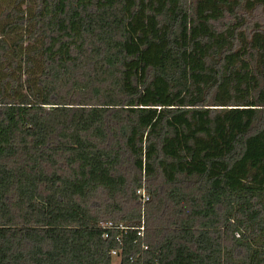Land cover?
I'll return each instance as SVG.
<instances>
[{
    "label": "trees",
    "instance_id": "obj_1",
    "mask_svg": "<svg viewBox=\"0 0 264 264\" xmlns=\"http://www.w3.org/2000/svg\"><path fill=\"white\" fill-rule=\"evenodd\" d=\"M2 8L0 264H264V0Z\"/></svg>",
    "mask_w": 264,
    "mask_h": 264
},
{
    "label": "built area",
    "instance_id": "obj_2",
    "mask_svg": "<svg viewBox=\"0 0 264 264\" xmlns=\"http://www.w3.org/2000/svg\"><path fill=\"white\" fill-rule=\"evenodd\" d=\"M138 195L141 196V199L143 202L149 201V197L147 196V194L144 191H138ZM106 227L111 228V227H113V225L112 224H106ZM143 230H144V228H141L140 232H138V236L143 237ZM145 249H147V247ZM112 255L117 256L118 253L116 251H114L112 253Z\"/></svg>",
    "mask_w": 264,
    "mask_h": 264
},
{
    "label": "rangeland",
    "instance_id": "obj_3",
    "mask_svg": "<svg viewBox=\"0 0 264 264\" xmlns=\"http://www.w3.org/2000/svg\"><path fill=\"white\" fill-rule=\"evenodd\" d=\"M9 2V0H0V12L3 9L2 6L6 5ZM26 44L22 47L25 48ZM4 66H2L1 68H3ZM114 264H119V260L118 259H114Z\"/></svg>",
    "mask_w": 264,
    "mask_h": 264
}]
</instances>
